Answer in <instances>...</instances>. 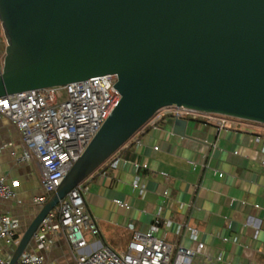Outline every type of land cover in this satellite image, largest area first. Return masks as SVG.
Instances as JSON below:
<instances>
[{"label":"water","instance_id":"water-1","mask_svg":"<svg viewBox=\"0 0 264 264\" xmlns=\"http://www.w3.org/2000/svg\"><path fill=\"white\" fill-rule=\"evenodd\" d=\"M0 98L116 75L120 100L22 233L8 264L60 200L159 109L264 125V0H0ZM187 120L174 121L183 129Z\"/></svg>","mask_w":264,"mask_h":264},{"label":"crops","instance_id":"crops-1","mask_svg":"<svg viewBox=\"0 0 264 264\" xmlns=\"http://www.w3.org/2000/svg\"><path fill=\"white\" fill-rule=\"evenodd\" d=\"M3 54L0 31V69ZM22 148L17 130L1 120L0 180L17 185L14 200H0V214L13 216L21 235L43 195L35 161L19 160ZM118 157L116 168L100 169L83 183L85 206L104 245L125 251L134 231L154 228L170 245H204L208 255L221 257L218 264H264L263 129L218 131L188 121L181 134L170 122L148 128L140 146L130 143ZM49 239L50 248L41 252L45 264H75L61 236ZM86 240L95 241L88 234ZM27 251H35L33 242Z\"/></svg>","mask_w":264,"mask_h":264},{"label":"built area","instance_id":"built-area-1","mask_svg":"<svg viewBox=\"0 0 264 264\" xmlns=\"http://www.w3.org/2000/svg\"><path fill=\"white\" fill-rule=\"evenodd\" d=\"M116 84V75H105L65 87L43 88L0 98V122L6 119L17 130L22 142L19 160L35 161L37 165L43 195L35 200L36 204L43 205L48 200L117 105L121 97ZM62 97L65 99L61 100ZM178 119L211 125L218 131L264 130L263 124L248 120L165 107L156 111L130 141L95 172L116 168L119 153L130 143L140 146L148 128ZM83 183L71 190L47 214L31 238L35 251H24L15 264H45L41 252L50 248L49 237L58 235L66 241L75 264H218L221 261L220 256L208 255L202 244L195 249L170 245L154 234V228L147 232L134 231L125 251L111 250L99 240L96 222L84 203ZM16 185V182L8 185L0 180V200H14ZM134 187L137 188V184ZM114 203L126 207L118 200ZM87 234L95 241L88 242ZM20 237L18 221L10 214H0V264L9 263Z\"/></svg>","mask_w":264,"mask_h":264},{"label":"rangeland","instance_id":"rangeland-1","mask_svg":"<svg viewBox=\"0 0 264 264\" xmlns=\"http://www.w3.org/2000/svg\"><path fill=\"white\" fill-rule=\"evenodd\" d=\"M65 99V97H62V99L61 100H64Z\"/></svg>","mask_w":264,"mask_h":264}]
</instances>
